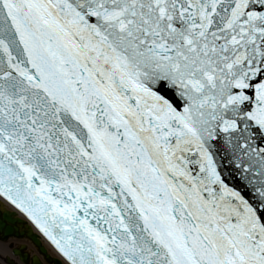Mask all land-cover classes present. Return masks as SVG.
I'll list each match as a JSON object with an SVG mask.
<instances>
[{
  "label": "snow or ice",
  "instance_id": "snow-or-ice-1",
  "mask_svg": "<svg viewBox=\"0 0 264 264\" xmlns=\"http://www.w3.org/2000/svg\"><path fill=\"white\" fill-rule=\"evenodd\" d=\"M10 236L21 264H264V0H0Z\"/></svg>",
  "mask_w": 264,
  "mask_h": 264
},
{
  "label": "bare ground",
  "instance_id": "bare-ground-1",
  "mask_svg": "<svg viewBox=\"0 0 264 264\" xmlns=\"http://www.w3.org/2000/svg\"><path fill=\"white\" fill-rule=\"evenodd\" d=\"M41 241H42V240H41ZM42 244L46 247V249L48 250V252H49L50 254H52V255L55 256V254L52 253L51 248H50V246H49L47 243H45V242L42 241ZM3 247H4V246L0 244V248H3Z\"/></svg>",
  "mask_w": 264,
  "mask_h": 264
}]
</instances>
